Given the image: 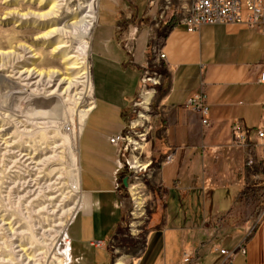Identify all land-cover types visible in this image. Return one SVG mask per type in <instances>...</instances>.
I'll use <instances>...</instances> for the list:
<instances>
[{"label": "crops", "instance_id": "obj_1", "mask_svg": "<svg viewBox=\"0 0 264 264\" xmlns=\"http://www.w3.org/2000/svg\"><path fill=\"white\" fill-rule=\"evenodd\" d=\"M159 1H97L88 49L92 107L77 139L80 206L66 231L76 264L110 263L109 250L91 242L107 241L130 205L123 183H114L116 151L108 138L132 115L143 65L151 58L148 41L154 34L146 15L155 14ZM171 20L160 21L154 35H165L160 42L165 59L157 65L162 82L151 109L155 169L148 181L147 238L138 264H178L184 251L196 252L201 264H220L217 248L234 249L240 242L245 251L235 255L234 264H264V215H258L264 202L249 207L246 201L264 188V162H256L252 171L243 164L253 146L228 145L234 120L246 127L249 144L264 124V83L258 81L264 34L240 24H202L186 31L180 25L166 27ZM197 92L209 110L206 127L198 111L183 107ZM169 151L174 161L160 166Z\"/></svg>", "mask_w": 264, "mask_h": 264}, {"label": "rangeland", "instance_id": "obj_2", "mask_svg": "<svg viewBox=\"0 0 264 264\" xmlns=\"http://www.w3.org/2000/svg\"><path fill=\"white\" fill-rule=\"evenodd\" d=\"M89 1L0 0V264H58L59 259L76 264L66 231L80 192L70 174L76 168L81 110L92 104V87L85 93L76 80L62 84L57 71L65 66L64 50L74 51L80 42L78 33H65V24L74 13L83 16ZM188 1L160 0L155 14L146 15L150 32L156 36L159 22ZM53 2L59 4L55 13L38 15ZM52 28L58 31L49 32ZM90 31L82 36L88 41ZM247 199L249 207L263 201L260 193ZM128 210L116 231L122 236ZM146 222L137 243L121 239L131 253L143 244Z\"/></svg>", "mask_w": 264, "mask_h": 264}, {"label": "built area", "instance_id": "obj_3", "mask_svg": "<svg viewBox=\"0 0 264 264\" xmlns=\"http://www.w3.org/2000/svg\"><path fill=\"white\" fill-rule=\"evenodd\" d=\"M165 14V9L159 13L160 17ZM174 16V25L183 26L186 31L197 30L202 24H240L244 27L256 29L264 34V3L262 0H189L186 5L181 6L177 12H172L169 18ZM168 17L166 18V20ZM168 21V20H167ZM168 23L166 24L167 27ZM149 43L151 58L144 62L143 71L140 77L141 86L137 98L131 103L132 115L121 129L108 138L116 151V168L113 172L115 186L122 184L124 177L127 178L128 201L130 204L127 214V233H113L107 241L94 240L91 244L99 248H107L110 253L109 264H138L144 252L147 235L143 244L134 253H131V246L123 244L122 237H127L137 243L143 226L148 219V207L150 206L149 188L145 181L151 179L154 172L153 159L150 154V132L153 124L152 103L156 88L161 84L162 73L157 70V65L161 59H165V52L157 37L152 38ZM258 81L264 83V70L260 72ZM145 89L153 90V97L143 106L142 93ZM183 107L187 110H196L200 114V122L203 126H209V110L202 92L193 93L184 102ZM263 118H264V103ZM248 131L239 119L232 122L230 135L228 138L229 147H249L253 146V152H247L243 166L253 171L256 162H264V124H260L255 130V140L249 144L247 139ZM175 159L174 152L166 153L159 165L169 164ZM264 183V173L260 177ZM134 182L140 183L139 194L141 199L135 198L131 193ZM260 197L264 202V188L260 191ZM258 215H264V204L259 209ZM123 223V222H122ZM137 245V244H136ZM222 255L220 264H234L236 254L245 251L242 242L238 243L234 249L217 248ZM122 261H118L119 259ZM151 264H159L152 262ZM178 264H201L196 252L184 251Z\"/></svg>", "mask_w": 264, "mask_h": 264}, {"label": "bare ground", "instance_id": "obj_4", "mask_svg": "<svg viewBox=\"0 0 264 264\" xmlns=\"http://www.w3.org/2000/svg\"><path fill=\"white\" fill-rule=\"evenodd\" d=\"M94 2H95V0H91L87 4H85V7L87 8V11H86V13L83 16H81L79 18L78 15H76L74 13V15H72L70 17V21L66 22L65 27L67 28V30L65 31V33L66 32L70 33V34L78 33V35L80 36V40H79L80 42H79L77 48H75L74 51H67V50L65 51L64 50V52L62 53V57H63L64 63H65V66L63 68L64 70L62 69L60 71L58 69V71H57V72H60L59 73L60 76H63V77L60 78L61 81H62V84L66 83L67 81H68V84H70V83H73L76 80V81H78V83L81 84V86H83V88L85 89L84 90L85 93H86L87 90H89V88H91L92 83H91V78H90V68H89L88 62H87V56L89 54L88 53L89 41L86 40L83 37L86 34H88L87 31L91 30V28L95 24L97 13H96V7H95ZM58 6H59L58 3L53 2L50 5V7H49L50 9L49 10H47L45 12H40V13H38V15L39 16H46V15L48 16V15H50V13H55L57 11V9H58ZM52 30L53 31L55 30V32H56V31H58V28H52L49 32H52ZM57 48H58V46H56V49ZM39 72H41V71H39ZM78 90H79V88H78ZM146 90L147 91H152V89H145L144 88V91H146ZM144 91H143V93H144ZM150 94H151L150 92L144 93L142 104L143 103L147 104L150 101V99L152 97ZM146 104H144L143 106H146ZM91 107H92V104L88 108L81 110V112L83 114L82 118L80 119L81 124H83L84 119H85V117L87 115L86 113L90 110ZM75 149H76V158H75V160H76V168H75V170L73 172H71L70 175H72V178H73V188H75L76 190L80 191L79 190V175H78V160H77L78 148L76 147ZM139 187H141L140 183L134 182V184L131 187V193L133 195H135V198L139 197L141 199L142 197L139 194V191H140ZM74 205H75L74 210L72 211V214L70 213L71 214L70 219H72V216L74 215V213L78 210V208L80 206L79 205V200H77ZM69 257H70V255H69ZM61 262H63V260L59 259L58 264H60Z\"/></svg>", "mask_w": 264, "mask_h": 264}, {"label": "trees", "instance_id": "obj_5", "mask_svg": "<svg viewBox=\"0 0 264 264\" xmlns=\"http://www.w3.org/2000/svg\"><path fill=\"white\" fill-rule=\"evenodd\" d=\"M171 19H172V20L169 21V22H168V25H167V26H169V27H172V26L174 25V16H173ZM158 35H159L158 39H160L159 42H162V40H163L164 37H165L164 33H160V34H158Z\"/></svg>", "mask_w": 264, "mask_h": 264}, {"label": "water", "instance_id": "obj_6", "mask_svg": "<svg viewBox=\"0 0 264 264\" xmlns=\"http://www.w3.org/2000/svg\"><path fill=\"white\" fill-rule=\"evenodd\" d=\"M122 183H123L124 186L127 185V178L126 177L123 178Z\"/></svg>", "mask_w": 264, "mask_h": 264}]
</instances>
